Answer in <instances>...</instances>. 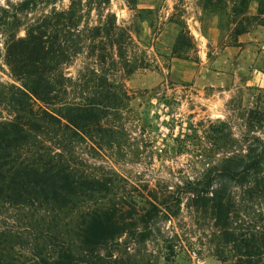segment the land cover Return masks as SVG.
<instances>
[{
  "label": "rangeland",
  "instance_id": "1",
  "mask_svg": "<svg viewBox=\"0 0 264 264\" xmlns=\"http://www.w3.org/2000/svg\"><path fill=\"white\" fill-rule=\"evenodd\" d=\"M238 3L0 0V81H14L8 43L44 25L48 39L62 42L55 52L66 100L101 103L106 134L76 148L87 168L119 179L116 200L129 202L120 204L132 207L134 228H142L137 214L152 193L174 212L154 213L145 240L122 236L127 246L115 252L130 264H264V165L231 185L228 233L181 192L188 182L217 178L227 157L264 139V25L244 21L247 40L231 47Z\"/></svg>",
  "mask_w": 264,
  "mask_h": 264
},
{
  "label": "trees",
  "instance_id": "2",
  "mask_svg": "<svg viewBox=\"0 0 264 264\" xmlns=\"http://www.w3.org/2000/svg\"><path fill=\"white\" fill-rule=\"evenodd\" d=\"M256 2V12L248 14L249 0H239L237 35L247 31L244 21L264 25V0ZM182 38L179 34L176 45ZM60 43L48 39L43 25L37 32L29 27L6 47L14 81H0V264H130L115 252L127 246L122 236L145 240L154 213L174 212L164 196L152 193L137 214L142 228H134L132 207L127 211L120 204L129 202L116 200L119 179L87 168L76 148L106 134L101 103L66 100L70 90L56 66ZM108 97L106 90L100 94L101 100ZM263 165L264 139L256 138L245 153L223 161L217 178L188 182L181 192L226 233L234 205L231 185L250 181ZM175 202L179 205L180 195Z\"/></svg>",
  "mask_w": 264,
  "mask_h": 264
},
{
  "label": "crops",
  "instance_id": "3",
  "mask_svg": "<svg viewBox=\"0 0 264 264\" xmlns=\"http://www.w3.org/2000/svg\"><path fill=\"white\" fill-rule=\"evenodd\" d=\"M256 6H257V4H254L253 6H249L248 8H247V13L248 14H254L255 12H256ZM246 34V32H244V33H242V34H239L238 35V37H237V46H233V45H231V47H236L237 49H239V43L241 42V41H245V40H247V37L246 36H244ZM245 37V38H244Z\"/></svg>",
  "mask_w": 264,
  "mask_h": 264
}]
</instances>
